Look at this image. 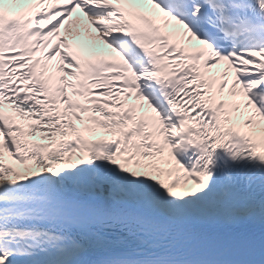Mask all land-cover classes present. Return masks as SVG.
<instances>
[{"label":"snow or ice","instance_id":"1","mask_svg":"<svg viewBox=\"0 0 264 264\" xmlns=\"http://www.w3.org/2000/svg\"><path fill=\"white\" fill-rule=\"evenodd\" d=\"M0 264H264V0H0Z\"/></svg>","mask_w":264,"mask_h":264}]
</instances>
